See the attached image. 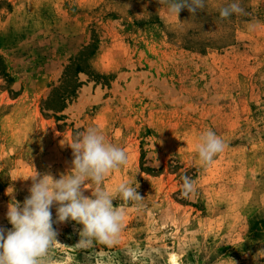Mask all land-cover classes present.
<instances>
[{
	"label": "rangeland",
	"instance_id": "rangeland-1",
	"mask_svg": "<svg viewBox=\"0 0 264 264\" xmlns=\"http://www.w3.org/2000/svg\"><path fill=\"white\" fill-rule=\"evenodd\" d=\"M233 2L205 0L177 20L159 0H0V227H12V197L29 195L26 178L66 175L68 144L97 127L128 155L103 189L129 182L143 200L113 201L125 216L112 245L78 249L82 225L54 223L51 264H256L264 0H239L246 14L221 19ZM207 130L225 143L209 165L196 152ZM184 175L196 182L190 199ZM85 187L90 197L96 185Z\"/></svg>",
	"mask_w": 264,
	"mask_h": 264
},
{
	"label": "clouds",
	"instance_id": "clouds-1",
	"mask_svg": "<svg viewBox=\"0 0 264 264\" xmlns=\"http://www.w3.org/2000/svg\"><path fill=\"white\" fill-rule=\"evenodd\" d=\"M159 3L166 5L167 13L177 20L182 9L187 8L195 15L205 7V0H159ZM233 14H246L239 0L219 9L221 19H228ZM68 146L72 149L73 160L66 175L54 179L50 174L41 176L35 171V175L26 178H31L32 183L24 201L21 203L12 197L6 213L12 227H0V264H51L48 253L52 245L58 243L54 223L74 221L82 225L80 239L74 245L78 249L94 244L112 245L122 230L125 216L123 206H114L113 201L119 199L127 204L143 200L137 191L139 186H131L129 182L120 183L111 194L103 189L104 178L126 165L128 155L122 147L107 141L99 128L89 127L78 132ZM224 148V141L212 130H207L200 135L196 152L202 164L209 165ZM181 179V197L192 198L197 191L195 180L187 175ZM86 181L96 185L90 188V197L84 194V190L89 189L85 187ZM13 191L9 187L6 194L12 195ZM53 206L56 207L55 221L51 211ZM262 258L264 249L253 256L256 264Z\"/></svg>",
	"mask_w": 264,
	"mask_h": 264
}]
</instances>
